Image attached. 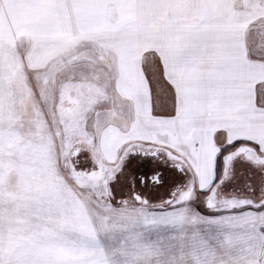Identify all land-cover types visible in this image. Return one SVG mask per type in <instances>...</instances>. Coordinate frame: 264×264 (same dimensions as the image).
<instances>
[{
	"label": "snow or ice",
	"instance_id": "snow-or-ice-1",
	"mask_svg": "<svg viewBox=\"0 0 264 264\" xmlns=\"http://www.w3.org/2000/svg\"><path fill=\"white\" fill-rule=\"evenodd\" d=\"M0 264H264V0H0Z\"/></svg>",
	"mask_w": 264,
	"mask_h": 264
},
{
	"label": "flooded vegetation",
	"instance_id": "flooded-vegetation-1",
	"mask_svg": "<svg viewBox=\"0 0 264 264\" xmlns=\"http://www.w3.org/2000/svg\"><path fill=\"white\" fill-rule=\"evenodd\" d=\"M143 170H145V169H142V171ZM163 196H164V192H163V190H161L160 193H154L153 194V200H159L160 201L163 198Z\"/></svg>",
	"mask_w": 264,
	"mask_h": 264
},
{
	"label": "rangeland",
	"instance_id": "rangeland-1",
	"mask_svg": "<svg viewBox=\"0 0 264 264\" xmlns=\"http://www.w3.org/2000/svg\"><path fill=\"white\" fill-rule=\"evenodd\" d=\"M154 203H159L160 201L159 200H153Z\"/></svg>",
	"mask_w": 264,
	"mask_h": 264
}]
</instances>
